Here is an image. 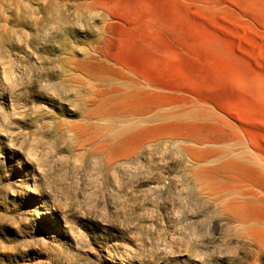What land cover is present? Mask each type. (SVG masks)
Returning a JSON list of instances; mask_svg holds the SVG:
<instances>
[{
  "label": "rangeland",
  "instance_id": "obj_1",
  "mask_svg": "<svg viewBox=\"0 0 264 264\" xmlns=\"http://www.w3.org/2000/svg\"><path fill=\"white\" fill-rule=\"evenodd\" d=\"M80 124L138 155L108 166L83 154L69 134ZM230 163L264 175V0H0V210L12 236L35 225L76 264H216L198 241L219 236L243 191L264 198ZM51 186L78 187L92 213L38 215ZM241 217L264 229V210Z\"/></svg>",
  "mask_w": 264,
  "mask_h": 264
},
{
  "label": "bare ground",
  "instance_id": "obj_2",
  "mask_svg": "<svg viewBox=\"0 0 264 264\" xmlns=\"http://www.w3.org/2000/svg\"><path fill=\"white\" fill-rule=\"evenodd\" d=\"M103 14H104L103 17L105 19L112 18V15L108 11L103 12ZM94 52L97 55H99L97 58L103 57L107 59V56L103 52H101L100 49L96 48ZM97 58L95 57L93 59L97 60ZM98 77L104 78L103 75H98ZM86 85H88L91 88L93 95L101 96L99 91L100 87L98 85H92L91 83H86ZM95 100L96 99H94V101ZM89 104L94 105V102L85 101L86 107L84 109V112H82L84 120L86 122H90L92 119V115H94L89 110L90 108ZM105 116H107V114H105L104 117ZM69 134H71L73 139L77 141L78 147L80 148V151L83 154H89V153L96 154L98 157L104 159L107 162L108 166H114L117 164L129 165L135 159V156H137L139 153V150L137 149L135 153H133V155L128 156L129 153L128 150L125 148L122 138H117L114 141H106L104 139L105 136L98 134L91 126L87 124L77 125L75 129L69 131ZM246 145L247 147H249V149L253 148L248 143ZM195 161L199 163V160H195ZM138 164L132 165V168L134 167L133 175L137 178L140 176L141 173L140 166ZM234 165L235 163L234 164L230 163L226 167H224V169H227L228 167L229 168L232 167L231 169L232 171H236L238 169L240 170L243 169L247 171L252 177L255 178L257 182L256 187H258L259 185L261 186V183H264L263 174L258 173L253 169H251L250 167H246L241 164H239L237 168H235ZM123 167H125V165ZM152 175H153L152 177H154L155 172ZM21 183H23L25 190L28 191L27 183L24 181H21ZM78 192H79V188L73 186H69L67 188H63V187L58 188L52 186L48 187L45 190V196L43 197V201H44L43 205L41 206L35 201L33 208L38 212V215H44L46 217L50 215L49 219L50 218L52 219L54 217L53 213L51 212L52 207H55L56 209H58V211L66 215L69 209H75V208L79 211H83L86 215H90L93 211V208H91L90 206L88 207L82 206L83 203L79 199L80 192L79 194ZM4 193L5 190L3 189L0 183V197ZM242 194L244 196H249L250 198L242 201L241 204L238 203V206L241 211L236 210V208H233V210L230 212V215L228 214L225 215L226 216L225 225L219 236L216 238L214 237L213 239H207L205 241L201 240L198 241L197 243L199 245H202L203 247H208L211 245V247L213 248V252L209 254V258H212V260L214 259L215 263L217 262L216 264H263L262 258L264 254L263 253L264 229H260L258 227L249 228L248 226L250 225L251 221L245 220L241 216L249 213L252 210L259 211L261 213L264 210V198L260 197L261 194L252 190L243 191L241 195ZM186 199H187L186 197L184 198V200L182 199L183 201V202L181 201L182 206L184 205V201H186ZM50 201L53 202V205L50 204ZM1 212L8 213V211L0 210V229L3 230L2 232H0V264H76L77 263L73 255L70 253V251L67 248H65V245L63 246L62 243H60L57 240H54L51 235L49 236V238H39L37 235V230L35 228L36 227L35 225L33 226L25 225L22 231L24 236L22 237L12 236L13 235L12 230L10 229L8 230V228H10L9 223L13 221V218L12 217L7 218L5 216L7 214L2 215ZM178 213L181 212L178 211ZM204 218L211 219V217L207 213L206 215H204ZM234 221L239 222V225L242 226L243 229H239L238 226H235V224L233 223ZM67 222L69 221H66L65 223L67 224ZM50 232L52 231L49 230V233ZM3 234L6 235L5 239L7 240H9V238H12L9 241V243L12 244V247L6 246L7 244L6 241L1 240ZM256 236H260V238L263 240L262 244H260L258 248L251 244L252 239L255 238ZM234 237H239L240 241H238L237 244H235V246H232L231 241L232 238ZM75 243L76 245H79V242H75Z\"/></svg>",
  "mask_w": 264,
  "mask_h": 264
}]
</instances>
